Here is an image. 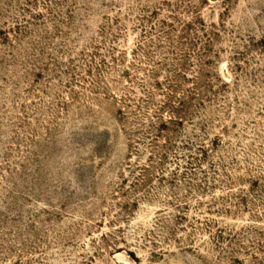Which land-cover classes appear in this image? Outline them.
I'll list each match as a JSON object with an SVG mask.
<instances>
[{"label": "rangeland", "instance_id": "obj_1", "mask_svg": "<svg viewBox=\"0 0 264 264\" xmlns=\"http://www.w3.org/2000/svg\"><path fill=\"white\" fill-rule=\"evenodd\" d=\"M0 264H264V0H0Z\"/></svg>", "mask_w": 264, "mask_h": 264}]
</instances>
